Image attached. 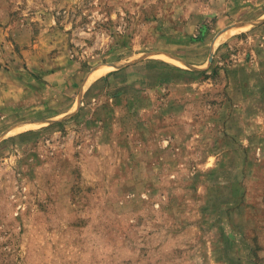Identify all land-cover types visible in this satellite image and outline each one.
Segmentation results:
<instances>
[{
	"label": "rangeland",
	"instance_id": "obj_1",
	"mask_svg": "<svg viewBox=\"0 0 264 264\" xmlns=\"http://www.w3.org/2000/svg\"><path fill=\"white\" fill-rule=\"evenodd\" d=\"M0 264H264V0H0Z\"/></svg>",
	"mask_w": 264,
	"mask_h": 264
}]
</instances>
